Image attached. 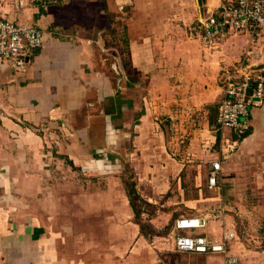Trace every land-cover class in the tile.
I'll return each instance as SVG.
<instances>
[{"label":"crops","instance_id":"1","mask_svg":"<svg viewBox=\"0 0 264 264\" xmlns=\"http://www.w3.org/2000/svg\"><path fill=\"white\" fill-rule=\"evenodd\" d=\"M225 1L0 0V18L43 33L24 72L0 62V264H225L221 254L176 252L172 227L169 244L146 237L132 190L153 208L173 205L178 217H208L204 228L183 233L212 240L232 233L229 255L264 264V239L230 227L238 220L230 212L235 193L245 199L233 203L264 224L257 214H264V98L251 108L247 134L216 125L226 74L242 60L264 65V27L206 41L194 25ZM226 139L237 144L223 155ZM126 141L132 190L96 186L77 196L55 183V146L71 162L104 167ZM45 176L47 212L39 198ZM201 176L203 183H191Z\"/></svg>","mask_w":264,"mask_h":264},{"label":"built area","instance_id":"2","mask_svg":"<svg viewBox=\"0 0 264 264\" xmlns=\"http://www.w3.org/2000/svg\"><path fill=\"white\" fill-rule=\"evenodd\" d=\"M264 27V0H226L200 22L203 37L208 42L229 33L254 32ZM43 48V33L33 24H24L0 18V62L13 72H24L35 53ZM264 98V73L251 67L245 60L226 74L222 98L217 109V131L229 130L241 136L251 128V108ZM222 134V133H221ZM236 141L226 139L223 155L235 151ZM221 170L220 160L210 163L208 186L217 184ZM208 217L181 216L174 220L172 229L174 250L199 255L221 254L225 264H239L238 258L229 255L228 243L232 233L223 232L219 240L205 235L184 234L183 231L202 229Z\"/></svg>","mask_w":264,"mask_h":264},{"label":"rangeland","instance_id":"3","mask_svg":"<svg viewBox=\"0 0 264 264\" xmlns=\"http://www.w3.org/2000/svg\"><path fill=\"white\" fill-rule=\"evenodd\" d=\"M194 25V24H192ZM200 26V24H195L194 26ZM198 26V27H199ZM200 30V27H199ZM123 28L122 26L119 27V30L117 33H115L114 36H116L119 40L120 38H123ZM106 51V50H105ZM104 51V52H105ZM126 57V55H124ZM104 125V124H103ZM127 137V136H123ZM81 147V149H80ZM85 147H88L87 145H82V146H77V150H74L75 155L77 153L81 154L84 156L85 154ZM72 148V147H71ZM117 149V155L115 156V160L113 161V158L108 157V159L104 160L102 165H96L95 162L92 161H82L79 162L78 159L73 160L72 162L69 161L68 157L62 156L59 154V148L58 146H55L52 151H54V157H55V172L56 175L54 176V181L55 183H64V185H70L72 186L76 191L73 194H76L77 196H80L79 190H85L86 188L91 190L90 188H95L96 186L98 188H104L106 186L110 185H119L121 188H123V192H128L132 190L134 187V177H133V169L129 165L128 161V152H129V147H128V141H126L125 145H121ZM107 150H112L108 149ZM108 152V151H107ZM114 153H116L114 151ZM115 155V154H113ZM94 162V163H92ZM203 168H200V171L198 173L203 174L207 173L208 170V165L205 164L202 166ZM68 169L70 171H68ZM204 170V171H203ZM47 179L48 177H40L39 178V185L41 187L40 193H39V198L43 202V206L45 207V212H47L46 207H47V195L46 191H43L44 188H46L47 184ZM200 179V183L204 180H206V176H201L198 177L197 179H192L191 183L195 184L196 181ZM50 184L52 182L50 181ZM213 195V192H211ZM23 194V193H22ZM17 195H21L18 194ZM30 195V194H29ZM190 195L194 196L195 194H186V197ZM123 196V195H121ZM242 197V199H240ZM250 198V196L248 197ZM245 199L242 194L240 193H235L234 198L232 199L233 202H239L240 200ZM256 198L251 195V200L252 203L254 204V200ZM231 202V213H236L238 215V220H234L231 222V228H234L236 230V233L239 235V237H247L250 239V235L254 233L259 234L260 238L264 239V224L259 223L255 224L256 222V217L254 215V210L250 209L248 211H245L241 209L238 205L235 203ZM135 208L137 209L136 216H134V220L141 224V228L143 233L146 235V237H150V239L154 238V235H161L162 238L159 239V243L164 245V244H169L170 241V236L171 234V227L173 221L178 217L177 213H175V210L172 208L173 205L165 206L163 209H157L153 208L150 204L147 202L141 200L140 202L136 201L134 202ZM156 207H160V205L156 204ZM247 212V213H245ZM257 214L260 216H264L260 210H257ZM243 216V217H241ZM155 219L157 222L154 224H157V226H152L150 225V221ZM240 219V220H239ZM241 221V223H240ZM157 228V229H153ZM171 242V241H170ZM264 244V243H262Z\"/></svg>","mask_w":264,"mask_h":264},{"label":"trees","instance_id":"4","mask_svg":"<svg viewBox=\"0 0 264 264\" xmlns=\"http://www.w3.org/2000/svg\"><path fill=\"white\" fill-rule=\"evenodd\" d=\"M131 197H133L136 201H140L139 197L137 196V194L132 190L130 192ZM135 212H137V210L135 209Z\"/></svg>","mask_w":264,"mask_h":264},{"label":"water","instance_id":"5","mask_svg":"<svg viewBox=\"0 0 264 264\" xmlns=\"http://www.w3.org/2000/svg\"><path fill=\"white\" fill-rule=\"evenodd\" d=\"M254 68L257 69V70L264 69V65L256 66Z\"/></svg>","mask_w":264,"mask_h":264}]
</instances>
